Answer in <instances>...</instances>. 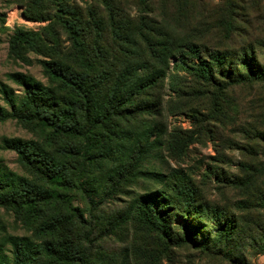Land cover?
<instances>
[{
    "label": "trees",
    "instance_id": "16d2710c",
    "mask_svg": "<svg viewBox=\"0 0 264 264\" xmlns=\"http://www.w3.org/2000/svg\"><path fill=\"white\" fill-rule=\"evenodd\" d=\"M108 9L111 58L103 39L90 52L67 20H61L71 44L65 55L50 52L40 33L17 29L11 36L10 52L21 60L26 61L27 52L47 58L39 60L46 82L16 72L9 77L21 92L0 89L9 108L0 107V121L14 119L36 137L3 141L4 148L15 152L23 174L0 165V208L29 234H10L0 220V264H131L126 255L118 260L93 245L90 225L73 201L77 195L99 207L140 178L155 183L156 189H146L131 198L126 211L102 219L106 233L113 234L133 222L150 243L138 247L147 252L136 250L147 264H157L156 255L166 247L190 245L231 255L237 244L251 238L233 211L201 194L190 174L180 169L145 171L143 165L164 150L180 156L201 136L196 126L221 122L223 111L228 113L223 108L228 89L264 86V64L255 48L244 41L237 48L198 43L152 17H142L149 32L134 36L128 21ZM180 73L192 83L189 89L180 87ZM166 85L183 101L168 113H189L193 129L169 132L159 120ZM207 93L210 103L202 113L190 95L205 99ZM251 113L246 138L264 156V108L257 113L251 108ZM249 145L235 149L249 153ZM231 176L227 182L233 187L250 186L255 179L240 178V171ZM259 238L264 253V234Z\"/></svg>",
    "mask_w": 264,
    "mask_h": 264
},
{
    "label": "rangeland",
    "instance_id": "374dc122",
    "mask_svg": "<svg viewBox=\"0 0 264 264\" xmlns=\"http://www.w3.org/2000/svg\"><path fill=\"white\" fill-rule=\"evenodd\" d=\"M109 7L113 8L115 17L117 14V17L122 16L128 21L129 32L134 36L149 32L144 29L147 27L142 23V17H152L170 25L174 32V28H178L177 31L182 32L185 38H194L208 46L227 44L228 47L237 48L242 41L250 43L255 48L256 57L264 64V0H0V89L5 86L14 93L21 92L9 77L16 72L46 82L39 63L46 57L37 52H27L25 61L10 52V39L17 29L40 33L50 52L65 55L71 49V44L61 20H67L90 52L96 41L103 39L111 58L113 48H110ZM97 31L100 35L96 34ZM172 66L170 63V70ZM180 74L183 77L182 83L179 82L180 87L189 89L192 83L187 76ZM263 87L254 83L228 89L224 97L228 103L223 107L228 113L223 111L221 122L215 124L212 121L205 126H196V131L201 130V136L189 143L188 149L180 156L173 157L164 150L160 156L146 160L143 165L145 171L168 174L172 169H180L190 174L201 194L210 202L233 211L242 226L249 229L251 238L237 244L235 253L231 255L224 251H202L190 245L166 247L159 250V254L156 253L157 264H264V253L258 243L260 235L264 234V201L261 200L264 193V156L256 144L246 138L248 134L244 131L245 124L253 116L251 108L255 113L264 108ZM162 94L165 110L159 120L167 130L184 132L193 129L189 113H168L171 106L183 101L167 85L162 89ZM210 96L207 93L205 99L193 100L190 95L192 103L202 113L209 106ZM0 107L9 110L1 91ZM196 131L194 137L197 136ZM32 138H36L32 131L16 120L0 121V165L23 174L15 152L4 148L3 141ZM247 144H250L249 153L245 149H235ZM239 164L244 166L239 168ZM239 171L240 178L255 177L252 185L233 187L227 182L233 180L231 175ZM222 177L227 179L223 180ZM156 187L152 181L140 178L134 184L123 187L114 197L107 198L99 207L75 195L73 206H78L84 213V219L91 229L87 234L95 241L93 245L105 248L118 260L126 255L131 264H147L146 258L140 257L136 250L147 252V248L138 247H148L150 243L136 231L134 223L122 225L115 234L106 233L107 227L102 218L126 211L132 197ZM0 220L10 234H29L19 223H15L11 214L1 208ZM175 222L180 220L176 219ZM255 239L257 243H254Z\"/></svg>",
    "mask_w": 264,
    "mask_h": 264
}]
</instances>
